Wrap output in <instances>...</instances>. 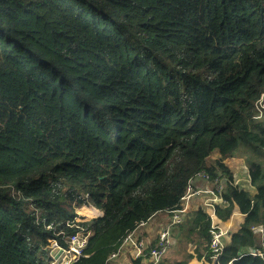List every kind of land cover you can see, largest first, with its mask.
<instances>
[{"label": "trees", "instance_id": "trees-1", "mask_svg": "<svg viewBox=\"0 0 264 264\" xmlns=\"http://www.w3.org/2000/svg\"><path fill=\"white\" fill-rule=\"evenodd\" d=\"M261 98L264 0H0V264H49L76 226L90 236L72 264H108L200 172L222 184L214 219L242 222L217 262L204 210L172 233L208 263L264 264ZM154 245L130 264H151Z\"/></svg>", "mask_w": 264, "mask_h": 264}, {"label": "built area", "instance_id": "built-area-1", "mask_svg": "<svg viewBox=\"0 0 264 264\" xmlns=\"http://www.w3.org/2000/svg\"><path fill=\"white\" fill-rule=\"evenodd\" d=\"M262 100V98H261ZM260 100V101H261ZM259 103V102H258ZM257 103V105H258ZM264 106L258 108L257 106V115L256 118H260L262 115V110ZM196 180H201V182L206 183V189L200 188L201 186L196 185ZM222 190V184L214 182L213 185L209 183V178L204 172L198 173L194 178H192L187 185L186 193L182 198L183 207L179 210H173L170 212V223L169 225L162 230L156 239L155 245L150 250V261L151 264H158L161 260L168 254L170 245H171V235L170 232L175 225H178L181 222L182 215L187 211L186 202L190 197L198 196L200 194L210 195L209 207L211 209V214H209L212 224H211V240H210V251L212 253V261L217 262L219 256L222 254V251L225 246V237L226 230H222L219 226L213 223L214 220V205L220 202V193ZM201 209V208H200ZM203 210V209H202ZM80 212H76V222L79 221ZM81 219V218H80ZM144 223L140 224L135 230L127 234V236L122 241L119 249L112 253L108 259V263L116 259L120 250L123 247H129L133 251V256L138 257L143 249L146 247L141 234L139 233L138 228ZM77 231L66 239V247H61L56 241H52L50 244V257L51 261L49 264H72L76 261L79 256L82 254V251L87 243L88 237L90 236V231L86 230L84 227L76 226ZM255 233L261 234V228H255ZM246 254L239 253V257H243ZM248 255L252 257L260 256L261 254L256 252H250Z\"/></svg>", "mask_w": 264, "mask_h": 264}, {"label": "crops", "instance_id": "crops-1", "mask_svg": "<svg viewBox=\"0 0 264 264\" xmlns=\"http://www.w3.org/2000/svg\"><path fill=\"white\" fill-rule=\"evenodd\" d=\"M214 153H216L218 157L217 159L216 158L215 159L218 160L220 158L219 153L217 151H214L212 154ZM223 164L230 171L234 185H236L240 189H245L243 185L240 186L238 185V182L243 183L241 182L242 177L235 175L233 166H231L229 160L223 161ZM212 165H214V163ZM243 168L246 170V172H244L246 179L245 181L248 185V188L246 190L254 194L255 191L254 188L251 187L250 178L245 165ZM236 173H238L237 170ZM235 178L237 179V181H234ZM196 185L198 186L200 185L201 186L200 188L206 189V183L201 182V180H196ZM209 203H210V195L200 194L198 196H193L188 199V201L186 202V209L187 211L189 210L195 211L201 208L206 212V214H211L212 211L209 207ZM182 207H183V203H182ZM84 209L87 210V208ZM89 209L92 211L91 213L93 214V216L99 215L98 210H96L95 208L90 207ZM242 218L243 217L240 213H234L233 216L227 222H221L220 220L217 221L214 219L213 223L219 226L222 230H226V236H227L229 233L237 231L239 225L242 222ZM169 223H170V214L168 212H165V213L156 214L155 216L151 217L147 222H145L142 226H140L138 230L145 242V245L151 244L152 242H156L158 234L162 230H164L169 225ZM170 235H171V245L168 254L166 255L165 258H163L160 264H176V262H183L185 264H212V263H208L203 258H196L195 256H193V250L191 249L192 244L187 242L186 234L184 232L177 234L176 232L172 233L171 230ZM260 235L261 234L256 233V237L258 241L260 240ZM179 238L185 240L184 248H181L180 252H178L177 248L175 247L176 241L177 240L179 241ZM224 241H226V237ZM131 259H134L133 251L131 248L126 246L120 250L116 259L112 261H114L113 264H130ZM111 262H109L108 264H111Z\"/></svg>", "mask_w": 264, "mask_h": 264}, {"label": "rangeland", "instance_id": "rangeland-1", "mask_svg": "<svg viewBox=\"0 0 264 264\" xmlns=\"http://www.w3.org/2000/svg\"><path fill=\"white\" fill-rule=\"evenodd\" d=\"M257 106H258V108H260L261 106H264L263 98L261 101H259ZM215 158L216 159L218 158L216 153L211 154L210 157L207 158V160H206L207 166H210L213 163L215 164V162H216ZM227 160H229V163L231 164V166H233V170H234L235 175L242 177L241 182H243V183L238 182V185L239 186L243 185V187L245 189H247L248 185L245 181L246 179H245V173H244V172H246V170L243 168L244 167V165H243L244 163H242L243 161L241 159H237V158H231V159H227ZM236 170L238 171V173H236ZM234 181H237V179L235 178ZM76 212H80V218L81 219L79 218V221L81 220V222L89 221L93 217V214L91 213L92 211L90 209H87V211H86V210H83V208H81V209L77 210ZM98 213L100 214L99 211H98ZM184 245H185V240L179 238V241L178 240L176 241L175 247L177 248L178 252H180V249L184 248ZM113 263H114V261L111 262V264H113Z\"/></svg>", "mask_w": 264, "mask_h": 264}]
</instances>
